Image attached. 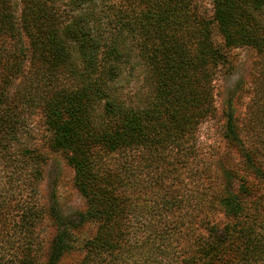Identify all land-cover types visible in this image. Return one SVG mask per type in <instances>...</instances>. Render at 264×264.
Here are the masks:
<instances>
[{
    "label": "trees",
    "instance_id": "trees-1",
    "mask_svg": "<svg viewBox=\"0 0 264 264\" xmlns=\"http://www.w3.org/2000/svg\"><path fill=\"white\" fill-rule=\"evenodd\" d=\"M18 2L0 0V165L16 186L0 191V264H264V103L262 134L229 103L226 150L196 138L231 49H253L264 77V0H211V18L193 0ZM29 109L82 209L41 199L44 152L8 149Z\"/></svg>",
    "mask_w": 264,
    "mask_h": 264
},
{
    "label": "rangeland",
    "instance_id": "rangeland-1",
    "mask_svg": "<svg viewBox=\"0 0 264 264\" xmlns=\"http://www.w3.org/2000/svg\"><path fill=\"white\" fill-rule=\"evenodd\" d=\"M12 4L18 16L20 3L18 0H12ZM192 4L194 5V15L206 18L212 17L211 0H193ZM217 35L215 39L219 41L220 39ZM260 61L262 60L259 55L248 47H237L230 50V69L219 73L214 82L215 115L206 119L199 126L196 133L197 147L198 149H203L206 157L214 154L215 150L216 152L226 150L221 132L224 122L223 111L229 103L235 110L242 133L247 135L262 134L263 130L260 127L254 129L249 127L258 113L259 106L264 103V92H261V88L264 86V77L261 75ZM20 84L21 79H17L13 86L6 88L9 99L12 98L15 87ZM137 85H130L131 88L128 91L132 93L136 90ZM18 119L20 122L24 121L27 127L25 130L19 131L17 139L11 142L8 149H23L26 146L28 149H39L46 154L47 165L45 166L44 178L39 192L41 199L46 202L51 192H53L58 198L61 208L66 213L82 209L83 200L72 185V169L65 164L58 153L50 150L48 133L43 127L40 111L34 109L26 110L24 117L19 115ZM245 127L248 128L246 129ZM234 158L236 159L235 156ZM6 173H9V171L2 172L0 165V191L4 189L15 190V184L13 185L14 187H8V178L7 176L4 177ZM52 231L51 224L45 220L40 227L43 240L48 241ZM78 258V253L75 252L64 257L60 264H74Z\"/></svg>",
    "mask_w": 264,
    "mask_h": 264
}]
</instances>
